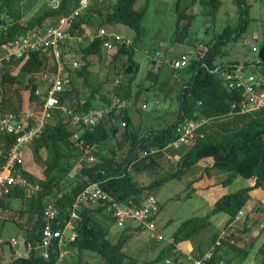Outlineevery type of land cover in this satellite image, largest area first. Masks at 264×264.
<instances>
[{"label":"trees","instance_id":"obj_1","mask_svg":"<svg viewBox=\"0 0 264 264\" xmlns=\"http://www.w3.org/2000/svg\"><path fill=\"white\" fill-rule=\"evenodd\" d=\"M23 0H0V48L6 47L12 40L21 35H26L33 29L42 28L44 25L53 24L61 16L71 13L79 6V0H60L58 7L46 6L40 12L24 20L25 8L21 6ZM36 0H28L27 7ZM136 0H93L88 8L83 11L72 24L68 32L71 35H82L84 28L96 27L102 29L106 25L121 24L134 32L131 42H123L112 51V63H118L120 71L126 75L131 74L125 83L120 82L110 91L103 93L102 83L92 85V71L89 70L88 57H100L103 51V43L108 39L103 36H95L87 45L80 48L82 59L85 62L79 69L68 70L71 75L82 79L87 88V94L81 98L72 100V94L77 95L73 88L72 79L67 80L66 90L62 94V100L67 99L77 113H82L90 108L104 107L111 99H124L132 101L136 105L140 99V89L132 90V82L139 71V64L134 56L137 45L142 42V19L145 11L134 8ZM205 7L203 12L207 16L215 17L222 0H199ZM196 0H192L190 6H194ZM236 6L238 18L233 26L227 25L222 32L210 41L205 42L209 51L201 58L190 57L189 64L184 68L187 77H182L175 93L177 110L175 120L166 126L157 128L150 127L141 133L132 125L129 113L126 110L119 116L111 114L103 118L91 131H82L81 138L86 144L94 146L98 151L96 161L92 165H83L75 171V184L66 189L62 180L74 172L75 164L81 156L70 140L71 132L68 128L67 117L56 112L53 118L46 122L44 131L38 141L30 144L33 155L38 158L43 154V178L37 179L24 170L20 173L32 183L38 184L39 191L30 197H26L22 191H13L7 199H21L23 207L18 210L17 216H28V227L25 234V244L33 246L40 240L43 227L42 213L48 203H54L60 214H64L70 207L74 197L88 184L99 183L101 187L114 199L127 205L138 206L142 198L152 194L153 190L160 185L173 179H180L187 171L199 162H205L202 174L211 177L212 171L223 174L220 184L223 187L230 185L234 179H254L252 187L241 188L234 193L223 195L214 203L211 211L205 216H195L183 220L171 235L169 241L148 264H162L167 258L174 263H179L182 254L177 250V245L190 241L201 231L210 226V217L225 213L228 220L223 231L230 228L238 217V213L244 208L250 198V191L264 185V110L250 114L240 115L232 110L233 103L240 101L239 93L229 90L221 81L219 71L212 73L210 70L219 65L215 64V58L221 54L222 47L232 39L239 37L250 22L249 5L246 0H233ZM178 4V3H177ZM189 8V7H188ZM188 8L178 10L175 41L184 40L188 36L192 15H187ZM185 20V24H181ZM114 44V43H113ZM64 52L61 54L63 59ZM47 53L33 52L27 58L13 59L15 66L19 67L17 74L6 70L1 75V86L6 84L18 85L23 83L27 75L30 84L29 99L42 103V96L37 95V84L30 77L45 68L44 62ZM52 58V57H50ZM53 59V58H52ZM6 60V63H9ZM235 64V63H233ZM222 66V70L226 69ZM149 68L146 77L156 83L159 80L158 70ZM56 72V65L51 68ZM181 70H170V73L179 76ZM70 87V90L68 88ZM4 91L0 96V109L6 104ZM1 113V110H0ZM205 119L206 122L197 129L195 143L190 148L173 150L168 145L175 140V128L185 120ZM125 123V143L127 152L121 161L115 159V148L110 144L119 132L120 122ZM159 125V124H157ZM14 142V137L0 133V165L4 163L7 152ZM105 148L109 151L105 152ZM178 153V163L174 170L164 177L155 179L146 185L136 186L131 189H122V180L128 168L141 159L151 158L163 150ZM155 150L151 155H143V152ZM43 153V154H42ZM152 163H149L150 165ZM21 165L18 164V168ZM59 195H61L59 197ZM160 210V207H159ZM158 210V212H159ZM105 215L102 208L84 209L79 212L80 222L77 228L78 236L70 244L78 252L89 251L101 258V264H137V260L126 256L123 251L124 245L130 239L133 232L142 230L141 225L136 228L128 226L123 228L121 234L112 242L100 221L94 214ZM155 216L152 218L154 219ZM219 238L220 246L215 249L212 257L206 264H233L235 257L244 260L248 250L236 245V232L230 234L216 232L211 235L210 246ZM210 248V247H209ZM230 252L233 257H228ZM257 253L261 256L260 264H264V242L258 248ZM204 253L199 250L195 258H200ZM56 255L51 253L48 259H43L31 251L27 257L15 258L11 264H54Z\"/></svg>","mask_w":264,"mask_h":264},{"label":"rangeland","instance_id":"obj_2","mask_svg":"<svg viewBox=\"0 0 264 264\" xmlns=\"http://www.w3.org/2000/svg\"><path fill=\"white\" fill-rule=\"evenodd\" d=\"M191 2L192 0H136L135 2L134 8L136 10L144 9L145 11L141 23L144 38L137 45L134 56L135 62L139 64V71L132 82L133 92L140 89V99L136 108L132 105V101H128L126 111L130 115L132 125L139 129L141 133L150 127L166 126L175 120V111L177 110L175 93L182 77H187L184 69L181 70L179 76H176V74L170 73L172 69L160 62V69L158 70L159 80L156 83L149 80L145 75L147 69L153 68L152 58L155 53H160L163 59H169L171 56L178 58L182 55L190 57L196 52L198 46L204 45L205 42L220 34L227 25L233 26L237 22L238 13L233 0H222V6L214 18L203 13L205 7L201 5L199 0H196L194 6H190ZM246 2L249 5L248 13L250 18L246 30L236 39L228 41L222 47L221 54L215 58L214 62L220 66L238 64L244 68L245 73L264 80V0H246ZM27 3L28 0H23L20 4L25 8L24 20L29 19L46 6H49L50 0H36L30 7L26 6ZM185 8L189 9L186 14L193 17L190 30L184 40L175 41L178 10H184ZM181 24H185V20H182ZM96 26L84 28L82 35L73 36L68 31L66 32L67 38L62 45V52H64L61 60L63 64L62 74L67 80L72 79L73 88L77 91V95L72 94V100L78 97L83 98L87 94V88L83 85L81 78L71 75L68 70L79 69L85 63L82 59L80 48L99 35L101 29ZM102 29L109 34L118 35L123 41L128 43L132 41L134 36V32L131 29L121 24L106 25ZM8 53L7 47L0 48V96L3 91L6 96V104L0 109L1 113H20L23 109H32L30 112L37 115L40 111L41 103L29 99L31 87L27 82L29 76L23 75L25 77L21 84L1 86V75L4 71L8 70L13 74H17L19 71V67L15 66L14 60L10 59V62L6 63ZM112 54L113 52L103 49L100 57H88L89 70L92 71L91 83L94 86L102 83L101 91L103 93L110 91L117 85L115 83L116 79L125 83L131 77V74L125 75L122 70L120 71L118 63H112ZM50 57H46L43 70L30 76L37 84V91L41 94L50 86L56 74V72L51 70L55 61ZM68 90H70V87ZM67 102L69 103L68 100ZM143 105L146 106V109L142 108ZM110 144L115 148V159L118 162L121 161L128 148L127 143H125V131L121 125L118 134ZM108 149L105 148V152L110 150ZM97 154H99V151L96 149L94 152L82 156V160L81 158L78 160L75 164L74 172H71L69 176L62 180V184L66 189L69 188L70 184H75V171L83 165H92L96 161ZM43 155L36 158L33 155L31 145L25 146L19 151L23 168L28 174L33 175L37 179L43 178ZM176 155L179 154L176 153ZM149 163L152 164L148 165ZM177 163L178 158L174 157L173 151L170 149L163 150L151 158L141 159L131 165L124 177L119 180H122L121 188L131 189L164 177L174 170ZM196 169L197 166H194L182 178L168 181L153 190L152 194L161 208L154 225L163 239L161 241L151 239V232L146 228L133 232L124 245L123 251L126 256L136 259L137 264H148L150 260L154 259L169 242L172 233L183 220L208 214L212 207L211 200L205 198L202 193L194 192L192 190L194 186L188 185L189 181L193 179L191 174ZM218 173L220 175L215 176L217 181L223 177L222 173ZM240 182H242V179L236 181L229 189L238 191ZM255 202V198L250 199L246 207L242 209L244 214L242 221L247 220V224L251 228V231L249 232L248 229V233L245 235V238L250 241L254 240L256 230L259 231L253 225L254 221L264 218V204L262 205V203L256 204V213L250 212ZM9 205L10 208L5 214L8 221H14L15 223L7 222L5 224L2 231V239H7L8 241L25 239L26 232L22 228L26 226L25 223L28 222V216H17L16 213L23 207V201L21 199H12ZM94 217L100 221L112 242L123 231V228H118L107 215L95 213ZM240 225L241 222H236L233 228H238ZM127 226L136 228L138 224L134 221H129ZM216 232L223 233V231H220V224L211 219L210 226L201 231L190 242L194 245L201 244L203 242L202 238L208 239L211 234ZM254 247L251 248L246 244L243 246L244 249L250 251L252 254L250 256L253 258H255L253 255L255 254ZM63 252L65 256L61 264H101V258L98 255L89 251L78 252L76 248L70 245L63 246ZM192 255H195V253H192ZM229 255L233 257L234 253L230 252ZM167 259L172 261L171 264H176L171 258ZM243 261L240 260V257H235L233 264H242ZM259 263L260 260L257 259L255 264Z\"/></svg>","mask_w":264,"mask_h":264},{"label":"built area","instance_id":"obj_3","mask_svg":"<svg viewBox=\"0 0 264 264\" xmlns=\"http://www.w3.org/2000/svg\"><path fill=\"white\" fill-rule=\"evenodd\" d=\"M91 1L79 0V6L71 13L61 16L53 24L44 25L42 28L31 30L26 35L16 37L6 46L9 52L6 60L27 58L33 52L49 54L55 61L56 74L43 94L36 91L37 95L42 96L40 111L37 115L29 111L0 113V133L14 137V142L6 154L5 161L0 165V202L6 200L13 191H22L26 197L33 196L39 191L38 184L32 183L20 173L21 169L27 171L22 166L19 151L40 139L46 122L52 119L56 112L67 117L68 128L71 132L70 140L77 151L81 152L80 158L82 160V156L94 152L96 148L84 142L80 136L81 132L93 130L103 118L111 114L121 115L128 106L126 100L114 98L104 107H94L85 112L77 113L67 100H62V94L66 90L67 84V79L62 74V45L67 38L66 32L80 14L88 8ZM59 2L60 0H50L49 6L56 8ZM99 36L108 38L103 43V49L109 52L115 51L118 46L125 42L118 35L109 34L104 29L99 31ZM208 51V46L201 44L193 56L201 58ZM190 57L182 55L178 58L171 56L169 59H163L160 53L156 52L152 58L153 70L157 71L160 62L172 70H182L189 64ZM224 66L227 67L224 70L219 65L210 71L212 73L219 71V77L223 84L229 90L239 93L240 101L232 104V110L240 115L264 110V80L245 73L244 68L238 64H225ZM115 83L118 84L119 79H116ZM142 108L146 109V106L143 105ZM205 122V119L185 120L178 124L175 128L176 138L168 147L173 150L192 147L195 143L197 129ZM120 125L125 127L123 121L120 122ZM155 152V150H150L143 152V155H151ZM18 164L21 165L20 168H18ZM96 208H102L103 213L109 216L118 228H124L129 221H134L138 226L141 225L151 232V239L156 241L163 239L157 232L154 219H152L159 210L153 194L144 197L140 205L136 207L114 199L99 183H91L74 197L70 207L63 215L60 214V209L54 203H48L45 206L41 216L43 227L40 240L33 246L28 243L25 244V257L31 251L43 259H48L50 254L54 253L56 255L54 264H61L65 256L63 246L70 245L78 236L77 228L81 220L79 212L84 209ZM241 214L240 211L238 216ZM16 245V240L8 241L0 238V246L15 247ZM218 246H220L219 238L200 258L186 255L187 263L206 264ZM13 254L14 259L24 257L17 250H14ZM171 263L170 259L164 261V264Z\"/></svg>","mask_w":264,"mask_h":264},{"label":"crops","instance_id":"obj_4","mask_svg":"<svg viewBox=\"0 0 264 264\" xmlns=\"http://www.w3.org/2000/svg\"><path fill=\"white\" fill-rule=\"evenodd\" d=\"M31 110L32 109H23L20 112H24V111L30 112ZM174 157L178 158V155H174ZM196 166H197L196 171L192 172V174H191V177L193 179L189 181L188 185H190L191 187L194 186V187H192V190L194 192L202 193V194H204L205 198L211 200L212 207H213L214 203L216 202V200L219 199L220 197H222L223 195L236 192V191H234V189H232V190L229 189V187L233 186V184L236 181H238L239 179H242V182H240L238 190L241 188H245V187H252V186H254V183H255L254 179H243L241 177H237L236 179H234V181L230 185H228L227 187H223L220 184V181L223 177L221 179H219L218 181L215 179L216 175L217 176L220 175L217 171H212L211 177H207V176H204L202 174L203 168L208 166L207 163L199 162ZM226 188L229 190H227ZM249 194H250L249 200L252 198H255V201H256L250 212L256 213V210H257L256 204H261V203H262V205L264 204V185L259 187V188L252 189ZM11 201H12L11 199H9V200L6 199V200L0 202V238H2V236H3L2 231L5 227V224L7 222L15 223L14 221H8L7 216L5 214V213H7V210L10 208L9 204ZM247 204L248 203H246V205ZM246 205L244 207H246ZM212 207H211V209H212ZM211 209L209 210V212L211 211ZM241 212H242V214L236 218V220L231 224L230 228L226 231H223V228H224V225L226 224V222L228 220L227 214H225V213L215 214V215L210 217V220L212 219V221H217L220 224V231L221 232L223 231V233L225 235L230 234V232H232V231L236 232L235 243L238 247L243 248V246L245 244L250 246L251 248L253 246H255L254 247L255 254H253L255 256V258L250 256L251 253L247 249L249 251V253H248L246 259L242 263V264H255V261L257 259H259L261 262V256L257 253V250L261 246V244L264 242V235H263V233H264V218L261 220H255L254 221L253 225H255L256 229H259V231L256 230V232L254 233V235H255L254 240L250 241V240H247L245 238V235H246V233H248V229H249V232L251 231V228H250V226H248L247 220L242 221V217L244 216V214H243L242 210H241ZM156 217H157V215L155 216L154 221H155ZM236 222H241V225L238 228H233V226ZM25 225L26 226H24L22 228V230H24L26 232V229L28 227V223H25ZM211 235L208 239H203V238L201 239L204 242V244L202 241H201L202 242L201 244H195V245L192 244L190 241H185V242L178 244L177 250L179 251L180 254H182V256L184 258H182V260H180L179 263H176V264H188L186 261V255H192V253H195V255H196L199 250H201L203 253H205L210 247ZM25 247H26V245H25L24 239L18 240L17 245L15 247L0 246V264H11L12 260L14 259V254H13L14 250L21 252L22 255L25 257ZM229 254H228V257H231Z\"/></svg>","mask_w":264,"mask_h":264}]
</instances>
